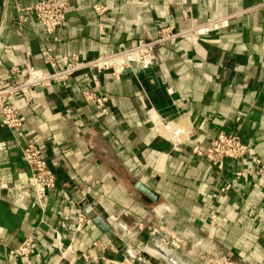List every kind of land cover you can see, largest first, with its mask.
<instances>
[{"label":"crops","instance_id":"0c3cea01","mask_svg":"<svg viewBox=\"0 0 264 264\" xmlns=\"http://www.w3.org/2000/svg\"><path fill=\"white\" fill-rule=\"evenodd\" d=\"M38 1L0 0V83L16 80L10 70L27 64L46 71L50 47L62 67L72 56L91 60L154 41L162 28L232 19L210 36L156 48L151 62L119 76L100 73L108 115L84 102L81 75L65 87L34 90L30 104L11 99L22 126H0V264L57 262V233L76 249L72 264H85L82 255L95 243L106 246L101 264H131L88 210L149 264H168L153 256L152 243L182 263L212 255L264 264V175L248 174L256 161L264 168V0H61L68 8L56 40L29 12L19 29L18 9ZM97 4L107 7L105 15L93 10ZM219 133H236L249 148L221 170L191 153V141L208 147ZM26 142L41 148L57 179L44 210L21 157ZM79 214L89 221L77 233ZM30 235L38 242L34 254L11 257Z\"/></svg>","mask_w":264,"mask_h":264},{"label":"built area","instance_id":"2783aa9c","mask_svg":"<svg viewBox=\"0 0 264 264\" xmlns=\"http://www.w3.org/2000/svg\"><path fill=\"white\" fill-rule=\"evenodd\" d=\"M264 6V3L261 5ZM68 4L61 0H39L33 7L18 9L17 23L22 32L27 19L25 13L34 15L37 22L41 25L43 32L51 38L63 26L65 22L66 10ZM93 10L97 15L103 16L107 12V7L103 5H94ZM247 12L241 14L243 16ZM232 18H223L210 21L206 24L197 23L183 31H175L171 27L162 28L158 31L156 40L150 42L139 41L133 47L109 55L99 56L91 60H82L78 56L67 58L60 67L58 60L54 55L53 48H47L45 60L47 70L35 69L30 64L25 66L24 70L12 68V76H17L16 80L0 83V126L10 131H16L22 126V120L19 112L11 104V99L24 97L26 102H32V92L37 89H48L55 85L67 86L69 81L81 75L85 80L81 96L85 103L92 105L103 115L109 114V98L101 92L99 75L105 71H111L113 76L121 75L131 65H141L151 62L154 58L155 49L165 45L176 46L180 40L189 37L204 38L229 26ZM181 141L175 139L174 147H178ZM249 152L248 146L236 133H219L211 140L208 147L201 146L191 141L192 155L208 160L214 167L223 169L227 160H242ZM20 153L31 176V190L34 202L41 210L45 209V204L49 193L57 186V179L46 161L43 151L34 142H26L20 147ZM251 175H264V168L259 161H256V169L248 172ZM245 173L238 176L245 177ZM229 186L221 189V193H226ZM88 218L84 214L78 215L76 232H80L88 224ZM217 222V217L213 216L212 223ZM162 231V229H160ZM153 235L159 234V230H152ZM55 248L59 253V260L48 264H72L77 257L76 249L69 245L64 247L60 235L56 234ZM165 246L177 247L178 242L174 240H162ZM38 248V242L33 235L28 236L17 248L11 250L9 255L17 259H26L34 254ZM106 246L95 243L92 253L82 255L85 264H101L105 261L104 250ZM227 264H237L233 260L224 259Z\"/></svg>","mask_w":264,"mask_h":264},{"label":"water","instance_id":"95a60500","mask_svg":"<svg viewBox=\"0 0 264 264\" xmlns=\"http://www.w3.org/2000/svg\"><path fill=\"white\" fill-rule=\"evenodd\" d=\"M137 188L146 194H149L147 190L138 183ZM87 215H89L92 219L93 224L108 238L111 244L116 248V250L124 256L126 260H128L131 264H149L143 258L138 256L133 250L128 248L117 236H115L109 230L107 224L104 220L97 216L91 215V210L87 211ZM150 249L153 256L159 260L167 262L168 264H183L181 261L177 260L174 257L172 251L166 247L158 245L156 243L150 244Z\"/></svg>","mask_w":264,"mask_h":264},{"label":"rangeland","instance_id":"374dc122","mask_svg":"<svg viewBox=\"0 0 264 264\" xmlns=\"http://www.w3.org/2000/svg\"><path fill=\"white\" fill-rule=\"evenodd\" d=\"M184 263L185 264H227V262L223 261V258L212 256V255H206V256L197 258L195 260H191V261L187 260Z\"/></svg>","mask_w":264,"mask_h":264},{"label":"bare ground","instance_id":"6f19581e","mask_svg":"<svg viewBox=\"0 0 264 264\" xmlns=\"http://www.w3.org/2000/svg\"><path fill=\"white\" fill-rule=\"evenodd\" d=\"M157 119V118H156ZM175 133V132H174ZM178 135V134H177ZM173 137V136H172ZM173 138H175V136L173 137Z\"/></svg>","mask_w":264,"mask_h":264}]
</instances>
